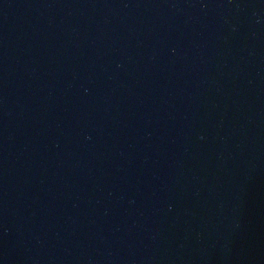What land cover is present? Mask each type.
Segmentation results:
<instances>
[{
	"label": "water",
	"instance_id": "1",
	"mask_svg": "<svg viewBox=\"0 0 264 264\" xmlns=\"http://www.w3.org/2000/svg\"><path fill=\"white\" fill-rule=\"evenodd\" d=\"M0 264H264V0H0Z\"/></svg>",
	"mask_w": 264,
	"mask_h": 264
}]
</instances>
